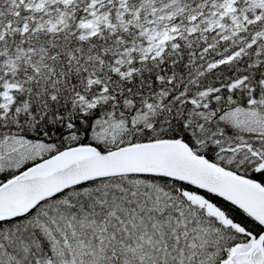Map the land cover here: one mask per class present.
Here are the masks:
<instances>
[{
    "label": "snow or ice",
    "instance_id": "obj_1",
    "mask_svg": "<svg viewBox=\"0 0 264 264\" xmlns=\"http://www.w3.org/2000/svg\"><path fill=\"white\" fill-rule=\"evenodd\" d=\"M0 264H264V0H0Z\"/></svg>",
    "mask_w": 264,
    "mask_h": 264
}]
</instances>
